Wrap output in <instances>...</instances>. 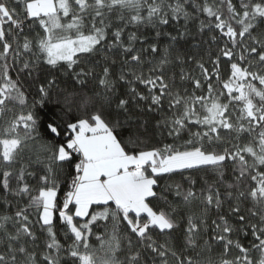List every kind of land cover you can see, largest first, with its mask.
Segmentation results:
<instances>
[{
	"label": "snow or ice",
	"instance_id": "6c2138e0",
	"mask_svg": "<svg viewBox=\"0 0 264 264\" xmlns=\"http://www.w3.org/2000/svg\"><path fill=\"white\" fill-rule=\"evenodd\" d=\"M0 264H264V0H0Z\"/></svg>",
	"mask_w": 264,
	"mask_h": 264
},
{
	"label": "trees",
	"instance_id": "16d2710c",
	"mask_svg": "<svg viewBox=\"0 0 264 264\" xmlns=\"http://www.w3.org/2000/svg\"><path fill=\"white\" fill-rule=\"evenodd\" d=\"M210 2H211V0H210ZM201 19H204V17L202 16L201 17ZM181 24H183V21H181L180 22ZM170 27L171 26H169V29H165V31H167V30H170ZM191 28H192V31L193 32H196L197 31V27H196V25H192L191 26ZM213 33H209V32H204L203 33V38H204V40L205 41H209L208 43H206V44H204V49L205 50H210V51H212L213 53L219 48V47H222L223 46V43H224V40L223 39H221V40H219V43H216V44H213V43H211L210 42V40H209V38H210V36L212 35ZM197 39H199V36L197 37ZM209 67H210V65H209ZM226 69H227V62H225V61H221V71H222V73H224V72H226ZM197 74H198V70H197ZM189 87H190V85H189ZM199 94V93H198ZM28 95H29V103H31L32 102V98H33V96H34V89H29L28 90ZM193 130H196V129H193ZM165 135H166V133H165ZM185 138H187L186 136H185ZM163 142H165V143H171L172 141H171V138H167V139H165ZM189 173L188 172H185V175H188ZM194 175H196V173H193ZM165 179H167V178H165ZM173 179L174 180H177V181H179L180 180V177L179 176H175V177H173ZM164 180H161V185H163L164 184ZM61 195H63V193H61ZM227 210V206H225V211ZM214 215V214H213ZM61 241L63 242V236L61 235ZM158 239H160L161 240V242L163 241V237H157ZM234 239L236 238V237H233ZM252 238H251V236L249 235V237L247 238V239H242V243H244L246 246L248 245V243H249V241L251 240ZM69 243H70V241H69ZM92 243L95 245V244H97L98 242L95 240V237H93V240H92Z\"/></svg>",
	"mask_w": 264,
	"mask_h": 264
}]
</instances>
